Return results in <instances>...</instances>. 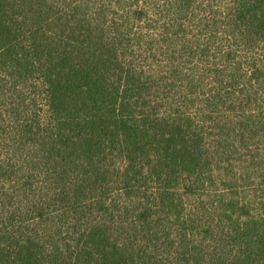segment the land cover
<instances>
[{
	"label": "trees",
	"instance_id": "16d2710c",
	"mask_svg": "<svg viewBox=\"0 0 264 264\" xmlns=\"http://www.w3.org/2000/svg\"><path fill=\"white\" fill-rule=\"evenodd\" d=\"M0 264H264V0H0Z\"/></svg>",
	"mask_w": 264,
	"mask_h": 264
}]
</instances>
